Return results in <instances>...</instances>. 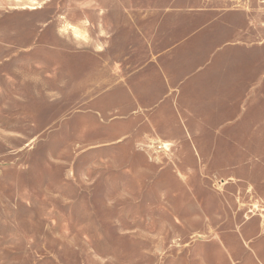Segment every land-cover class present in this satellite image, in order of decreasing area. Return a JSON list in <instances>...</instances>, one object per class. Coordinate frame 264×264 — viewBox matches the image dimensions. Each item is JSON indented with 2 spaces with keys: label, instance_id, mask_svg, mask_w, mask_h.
<instances>
[{
  "label": "rangeland",
  "instance_id": "1",
  "mask_svg": "<svg viewBox=\"0 0 264 264\" xmlns=\"http://www.w3.org/2000/svg\"><path fill=\"white\" fill-rule=\"evenodd\" d=\"M0 264H264V0H0Z\"/></svg>",
  "mask_w": 264,
  "mask_h": 264
}]
</instances>
